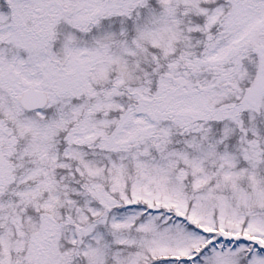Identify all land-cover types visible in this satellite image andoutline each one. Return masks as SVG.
Returning a JSON list of instances; mask_svg holds the SVG:
<instances>
[{
	"label": "snow or ice",
	"instance_id": "snow-or-ice-1",
	"mask_svg": "<svg viewBox=\"0 0 264 264\" xmlns=\"http://www.w3.org/2000/svg\"><path fill=\"white\" fill-rule=\"evenodd\" d=\"M0 264H264V0H0Z\"/></svg>",
	"mask_w": 264,
	"mask_h": 264
}]
</instances>
